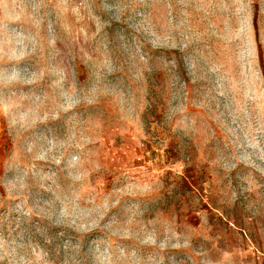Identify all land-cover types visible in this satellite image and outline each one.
Returning a JSON list of instances; mask_svg holds the SVG:
<instances>
[{"label":"rangeland","instance_id":"rangeland-1","mask_svg":"<svg viewBox=\"0 0 264 264\" xmlns=\"http://www.w3.org/2000/svg\"><path fill=\"white\" fill-rule=\"evenodd\" d=\"M0 264H264V0H0Z\"/></svg>","mask_w":264,"mask_h":264}]
</instances>
